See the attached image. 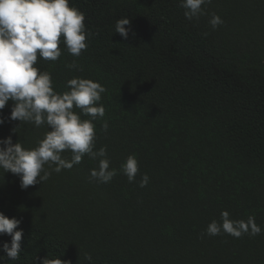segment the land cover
Returning a JSON list of instances; mask_svg holds the SVG:
<instances>
[{
	"label": "trees",
	"instance_id": "16d2710c",
	"mask_svg": "<svg viewBox=\"0 0 264 264\" xmlns=\"http://www.w3.org/2000/svg\"><path fill=\"white\" fill-rule=\"evenodd\" d=\"M179 4L69 0L85 16L87 49L77 58L61 44L58 60L38 56L34 67L51 73L57 93L77 77L106 89L94 150L106 147L117 175L106 184L90 179L98 161L85 156L22 189L0 169V213L23 231L20 258L6 264L46 256L69 264H264V0H212L193 21ZM212 14L224 22L216 30ZM122 18L131 21L128 40L115 32ZM73 61L82 71L66 67ZM11 108L9 101L0 111V140L34 149L50 129L11 121ZM129 155L139 163L133 183L120 171ZM223 211L232 220L254 216L261 234L202 237ZM10 242L0 235V247Z\"/></svg>",
	"mask_w": 264,
	"mask_h": 264
},
{
	"label": "clouds",
	"instance_id": "9594fccd",
	"mask_svg": "<svg viewBox=\"0 0 264 264\" xmlns=\"http://www.w3.org/2000/svg\"><path fill=\"white\" fill-rule=\"evenodd\" d=\"M212 0H180L187 20H199L205 15V5ZM85 16L69 0H0V111L12 101L8 119L31 123L36 128L47 125L38 146L26 149L18 141L13 143L9 136L0 140V169L18 176L22 189L47 181L52 172L60 173L72 169L87 156L98 161V167L90 171V179L98 183H109L117 175L110 168L106 147L95 149V121L103 118L105 108L101 102L106 89L98 82L89 79L72 78L67 82L69 91L57 93L53 89L51 73L34 67L38 56L46 61H56L63 44L73 57H79L87 49V39L91 33L86 31ZM224 22L220 16L212 14L209 25L216 30ZM131 21L122 18L115 23V32L124 40L129 39ZM133 37L135 33H132ZM206 37L207 32L203 33ZM69 70L82 71L73 61L67 64ZM74 106L79 113L74 111ZM90 119H81V116ZM5 123L0 118V125ZM13 129V134H16ZM107 132L108 123L102 124ZM71 152V159L62 158V153ZM47 165V168L45 167ZM120 171L129 183L135 182L139 163L134 155H129L121 165ZM149 183L147 174L142 176L139 186ZM221 222L213 220L201 236L221 234L240 238L243 235L256 236L262 229L255 223V217L245 220H232L227 211L221 213ZM21 221L7 218L0 213V235H8L11 242L0 247V264L8 260H18L21 253L22 230H16ZM91 261V256L85 257ZM38 259V258H37ZM39 264H69L61 258L46 256Z\"/></svg>",
	"mask_w": 264,
	"mask_h": 264
}]
</instances>
